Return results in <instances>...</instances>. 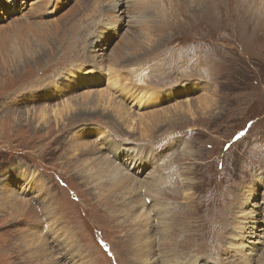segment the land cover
I'll return each mask as SVG.
<instances>
[{"label": "rangeland", "instance_id": "374dc122", "mask_svg": "<svg viewBox=\"0 0 264 264\" xmlns=\"http://www.w3.org/2000/svg\"><path fill=\"white\" fill-rule=\"evenodd\" d=\"M122 1L62 0L51 16L23 20L39 12L32 0H0V264H68V249L75 264H135L127 237L132 243L138 231L121 206L134 185L111 188L106 165H97L122 167L110 157L116 145L140 149L150 163V171L130 172L142 182L152 156L171 158L177 190L167 189L177 193L164 186L155 208L144 203L146 217L158 218L141 227L156 255L166 239L178 243L171 264L195 256L198 264H243L247 254L249 264H264V246L240 235L264 197V0H126L121 16L114 4ZM99 35L106 40L96 45ZM92 70L99 84H69ZM114 75L136 93L114 92L103 108L95 95ZM141 91L154 101L139 105ZM84 92L95 103L38 121L64 101L80 104ZM263 218L261 209L258 226Z\"/></svg>", "mask_w": 264, "mask_h": 264}, {"label": "bare ground", "instance_id": "6f19581e", "mask_svg": "<svg viewBox=\"0 0 264 264\" xmlns=\"http://www.w3.org/2000/svg\"><path fill=\"white\" fill-rule=\"evenodd\" d=\"M57 1H58V3H57ZM61 1L62 0H32L33 5H31L30 7L33 6V8H34V5H36L37 8H39V12L36 13V14H34V12H33L31 15H29L28 13H26L21 18L23 20H25L26 17H28V16H30V18H32V17H38L39 19H43L47 15L49 17V16H51V14L53 12H56L54 10V8ZM126 4H127V1L126 0H123L122 1V4L121 3L120 4L119 3L114 4V7H116L115 8L116 10L118 9V7H120L119 8V12H121V14H120L121 16L125 13ZM18 5L20 6L21 3H18ZM21 8L24 11V8L25 7H20V10H21ZM10 10H12V8H10ZM13 10L16 11L15 9H13ZM249 12L250 11L247 12V19L248 20L254 19V15L252 16V14L249 13ZM1 13H2V16L4 14H6L5 12H1ZM14 13H16V12H14ZM12 16H14V14H12L11 17ZM17 18L18 17H14L12 19L13 22ZM38 24H39L38 26H41L42 25V23H38ZM110 28L112 29L114 27L111 25ZM102 38H104V37H102L101 35H99L98 39L95 40L96 45H97L98 41L100 39H102ZM100 54H101V52H100ZM100 78H103V76L98 75L95 71L92 70V71H90L89 74H81V75H78V78H76V81H75V78L73 80L70 79L68 81H69V84H77V83L78 84L79 83L85 84V83L88 82L91 85H97L101 81ZM106 89L108 91H105V92L104 91H98L97 94L95 95L96 96V98H95L96 99V104H99V106H101L103 108H110L111 107L110 104L113 103L114 99H116V94L115 93H119L120 92L121 93L120 95H122V94L123 95H127L131 91H133L134 93H136V91H134L133 89H131V87L129 85H127V83H125L123 79L121 80V79H119L115 75L112 77V80L108 82V86H107ZM111 91H112V93H111ZM84 94H85V92H84ZM92 96H93L92 93H88V94H85V95L81 96L83 102H81L80 104L78 103L77 105H75V104L72 105L71 104L72 102H68V100L67 101H64L60 105H55V106H53L54 109L51 110L50 115L47 114L46 112H44L43 110L42 111L39 110L40 112L38 114V121H41L42 123L47 124L48 121H50L49 116H51V115L53 116L52 119H53L54 122H56L57 120H63L65 118V116L67 117L69 115V113L72 110H74V109L76 110V108L78 106L79 107H84V106H87V104H90L91 102H94L95 100L93 99ZM137 96H138V98H137L136 101H137V103L139 105L146 104V101L147 102L154 101V95L153 94H150L148 92L141 91L139 94L137 93ZM135 97H136V95H135ZM135 103L136 102L134 101V104ZM154 103L155 102H153L152 104H154ZM202 104H204V105H202ZM202 104L200 106H203L204 109L208 106L206 103H202ZM113 106H115V105H113ZM117 107H118L117 114L121 115L120 114V111H122L124 108L121 107V104H119ZM177 111H181V109L175 108L174 112H177ZM163 116H164V114H163ZM121 117H123V116H121ZM141 117H143V116H141ZM141 117H140V119H141ZM126 120H128L127 115H126ZM130 120H132V118ZM151 120H145L144 122H140L139 123L138 134H139L140 137H144L145 138L148 135H150L149 134V130L145 127L144 124H148V126H151V123H150ZM128 124L129 125L127 126V129L129 130V132H136V123H135V121H131L130 123L128 121ZM114 146L115 145H113V147ZM116 147L119 150H117L115 152L113 151L112 152L113 154H111L110 157L111 158H119L118 160L121 161V166H122L121 168H118L117 166L113 165V163H110L109 161H108L109 164L108 163L106 164V160H105V164H97V165H100L101 166V170H104V169H102V166L106 165L104 174L109 178V185L111 186V188L113 187V188H117L118 189V187H119L120 189H123V188H126L127 189L129 186L134 185L133 189L132 188H128V190H131L130 192L127 191L128 192V196L127 197H128V199H130V202H128L126 200L125 202H122L121 203V206L124 207L123 211L130 212L131 213L130 214L131 215V218L135 222L134 226L136 227V231H138L135 234V237L133 238V242L132 243H131V238L132 237H131V234L130 233H128V236L129 237H127V241L130 243V252L133 255L134 263L135 264H171L174 261H176V260H173L174 259V256L171 253H174L173 249L176 248V246L178 245V243L176 241H175V243H169V242L166 241V239H159L158 240L159 242L156 245V247H157L156 250L159 251V253L157 252V255H156L154 253L155 250H153V245H152V244L155 243V239L152 238L150 240L144 234V232L141 230V227L147 226L148 223L150 224V222L151 223H154L156 221V219H158L157 216H156V214L153 213V212L151 213V218L148 219L146 217V212L145 211L148 208H147L146 204H144V203H146L147 200H149L150 201V207L151 208H155V206H153L152 204L158 202L159 197H160V196L157 197L156 193L157 192H162L163 191L162 188H164V186H166L165 189H167L171 185V186H173V188H176V190H177V184H176L175 181L172 180L173 179L172 178V174H170V175L168 174V171H171V170H169V166H171V165H169V162H170L171 158H169V159L164 158L162 162L156 163V160L152 156V159L150 161L152 163V165H151L152 166V168H151L152 169V172L150 174H148V176H147V179L148 180L142 182L135 175L136 174H139V171H140V173L146 172L148 170L150 171V169H148V168H150V163H145L140 158V152H138L140 149L131 150L130 148H127V147L122 146V145H116ZM133 152H135L134 155H133ZM183 153H186V152H183ZM119 156H121L123 158L121 159ZM164 156H165V153H163V157ZM98 160H99V158H98ZM163 165H165L167 167V175L166 176H164L163 173H162V170H160V168ZM170 168L172 169L173 167H170ZM93 169H94V175H96V176L102 175L103 176V174L101 173L102 171H100V169L97 166H95V168H93ZM122 171H125V173H123ZM130 172H135V175L134 176L131 175ZM174 175H176V174H174ZM29 177L32 180V178L34 176H33V174L32 175L29 174ZM110 182H111V184H110ZM6 184H8V182ZM166 191H167L166 193H171V194H174V195H175V193H177V192H172V191L170 192L169 189H167ZM145 192H147L149 195H147ZM166 193H165V195H166ZM149 197H151L152 200L149 199ZM168 198H170V197H168ZM9 200L11 202H13V204L19 203L18 200H16L15 198H10ZM0 202H2V197H0ZM135 205L139 206L140 208L139 209L134 208ZM258 207L260 208V211H254V212H252V215L250 217H248L250 219V221L247 222V223L245 222L248 225V227L247 228H243L244 231H241L240 232V235H241V239L251 237L248 240L253 239V240L256 241L255 242L256 244H258L260 246H264V226H258V223H257V221L258 222L260 221L259 220V216L261 214V209H264V197L261 199L260 205ZM193 209H194V206H193ZM16 210H18V208H16ZM179 213H180V211H177L176 213H173V217H172L173 218V221H174V219L178 220V219L181 218L179 216ZM17 215H15V217H17ZM262 221L264 222V218H263ZM166 223H168V222H166ZM150 227H153V226L150 225ZM52 229L53 228L49 227L47 230H49L50 232H52L53 231ZM176 229L177 228L174 227V231ZM172 230H173V228H171V231ZM54 235L55 234H51L50 236L53 239H55L56 237ZM68 245L69 244H66V246H68ZM133 245H134V248H133ZM37 246H39V245H37ZM43 246H45V245H43ZM243 246H244L243 243H239V240L235 239L234 247L236 248V250L234 252H239L240 255H241L242 254V251L241 250H245L243 248ZM36 249H35V251H36ZM66 251H68V252H66V254L63 255V259L66 260V261H70L68 264H75V262L77 261L76 259L79 258V257H77L76 254L73 253V251L69 252L70 251L69 249L66 250ZM153 253H154V257H153ZM263 254H264V251H263ZM157 256H159V258H157ZM195 257L196 258H192V257L190 258V257H188V258H184L183 260L180 259L178 263L181 262V264H198V261L200 262V259L197 256H195ZM241 259H242V263L243 264H249L251 262V255L250 254H247L246 256L241 255Z\"/></svg>", "mask_w": 264, "mask_h": 264}]
</instances>
